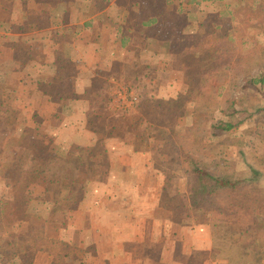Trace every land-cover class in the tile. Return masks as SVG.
I'll list each match as a JSON object with an SVG mask.
<instances>
[{
  "label": "crops",
  "instance_id": "0c3cea01",
  "mask_svg": "<svg viewBox=\"0 0 264 264\" xmlns=\"http://www.w3.org/2000/svg\"><path fill=\"white\" fill-rule=\"evenodd\" d=\"M167 2L153 0L142 4L149 16H158L157 24L146 28L139 22L129 21L130 11L138 9L130 0H15L11 11L26 13L15 19L10 13L9 31L0 33V47H4L1 50L12 48L15 53L12 58L0 61V67L14 63L15 68L8 71L10 79L16 81L12 100H15V108H28L29 112L23 114L25 118L30 115L31 122H56L61 134L67 137L69 134L70 141H77L75 151L71 147L66 153L57 149L51 161L66 168L70 164H87L90 172H102L97 178L87 179L83 202L76 212H89L97 220L92 221L94 232L99 236L108 234L112 246L126 252H145L140 260L132 256L131 263L261 264L264 243L242 242L239 225L212 221L205 211L192 207L175 213V201L186 194L185 180L163 170L152 180L151 171L160 161L158 152L152 151L149 137L129 135L128 140L108 137L104 141L103 159H91L97 137L87 130L86 123L89 116L98 115L101 110L97 107L100 96L106 100L107 105L103 106L107 113L110 112L109 92L118 76L123 82L127 80L123 70L155 67L156 78L148 80L149 84H155V90L159 86L160 91L171 83L168 73L159 69L166 63L165 55L154 40L167 26V20L161 18L164 10L171 8ZM19 3L29 6L30 10ZM182 6L186 8V4ZM55 12L63 13L61 19L54 18ZM71 12H76L74 18ZM129 26L132 27V32L126 35L129 43L122 47L118 30ZM28 30L32 62L16 80L11 76L21 72L16 65L18 61L23 62V58L16 54L15 42L27 41L24 32ZM137 35L140 37H135ZM181 50L177 58H181ZM173 56L176 58V51ZM181 75L183 78V73ZM95 91L99 93L98 98ZM52 137L57 138L53 134ZM140 142L145 146L138 149L136 145ZM62 155L65 160L61 159ZM71 185L69 182L70 188L74 186ZM137 199L142 200L144 206L140 203L135 207L133 202ZM88 205L94 209L86 211ZM175 214L179 215V221L174 220ZM74 216L71 213L69 217ZM117 260V250L113 249L110 261L117 264Z\"/></svg>",
  "mask_w": 264,
  "mask_h": 264
},
{
  "label": "rangeland",
  "instance_id": "374dc122",
  "mask_svg": "<svg viewBox=\"0 0 264 264\" xmlns=\"http://www.w3.org/2000/svg\"><path fill=\"white\" fill-rule=\"evenodd\" d=\"M13 1L15 0H0V33L9 31L10 13L13 19L17 16L22 17L26 13V11L18 13L11 11ZM247 3L248 0H226L228 10L234 9L235 12L234 20L231 21L227 18L229 25L226 27L225 23L220 21L200 24L207 19V14L214 12L211 5L203 4L197 9L186 7V11L191 16L189 14L186 17L188 33L184 37L185 42L180 46L172 44L170 48L176 50V58L167 60L165 64L162 63V67H159L163 73H168L167 79L171 78V83L167 86L164 85L165 89L159 91L160 87L158 86L155 90V84H149L150 81H148L156 78L153 74L155 67H150L149 70L146 67L135 68L133 72L136 73L140 81L132 84L126 77L127 81L122 84V79L118 76L117 83L113 84L109 92V97L112 95V89L119 87L130 88L137 96V103L141 95L144 99L152 95L158 100H177L186 93L184 76L189 66L198 62L200 58L189 45V38L197 34L213 39L216 34V26H220L222 28L221 38L227 42V47L224 50L226 52L223 57L224 63L237 65L241 62V65L235 67L231 73V77L237 75V78L241 79L237 82L235 78H231L227 87L221 91V97L215 96L214 102L220 101L218 106L215 103L207 107L205 105H186L184 107L186 116L180 119L175 129L179 131L176 132L182 134L181 136L193 135L194 143L197 142V136H202L205 145H213V149L205 147L201 149L203 155L207 154L201 159L224 179L233 181L246 176L253 177L257 180L252 181V186L264 188V177H256L251 174L255 172L264 175V141L257 135L260 132L257 128L264 125V113H257L243 125L230 132L210 127V124H215L224 116V113H227L229 101H239L253 95L254 99L249 101V104L260 109L264 108V87L261 89L262 97L259 99L255 96L258 95L257 89L251 90V87H244V84L249 80L264 76V10L258 8L252 11ZM262 3L264 5L263 0ZM20 5L24 8L25 4L21 3ZM25 6L29 9V6ZM71 13V17L74 18L76 12ZM61 15L63 16V13L55 12L54 18L61 19ZM74 31L76 32V30ZM28 33L29 30L24 32L27 41L17 40L15 42L18 49L16 54L19 53L23 58V62L18 61L19 64L16 65L21 68V72L17 76L15 74L11 76L16 80L22 77L23 69L30 68ZM151 34L153 32L149 31V35ZM135 37L139 38L140 36ZM151 37H154V34ZM245 40L248 42L247 44L242 42ZM241 43H244L245 51L240 50ZM1 48L4 47H0V61L12 58L15 54L12 48L8 50H1ZM179 50L182 51L181 58H177ZM25 64L28 65L25 67ZM14 68V63L6 64V67L3 68L0 67V78L4 79L3 83L5 84L0 85V264H55L57 260L58 264H116L115 261L111 262L109 259L113 249L118 253L117 261L119 263L117 262V264L124 261L133 264L131 263L132 256L135 260H140L139 258L145 252L140 250L126 252L122 249L121 251L119 246L110 244L108 234L100 235L102 238L97 235L93 230V222L97 220H94L89 212L85 214L78 213L77 210H61L55 201L58 192L61 195H66L67 190L71 189L69 181L61 179L64 176L80 174V179L84 180L82 183L86 187L87 179L97 178L102 172L97 170L90 172L87 164L78 166L70 164L67 168L66 165L61 168L63 174L54 178L55 185L42 183L43 173L52 165V162L55 163L50 158L53 152L58 149L66 153L69 147L75 151L77 141H70L71 135L69 134L68 137L61 134L62 130H57L59 125L56 122L49 123L45 120L31 122L33 119L30 115L26 118L23 116L26 111L29 112L28 108H24V110H20L21 107L15 108V100L13 101L12 98L15 97L16 81L10 79L8 74V71ZM136 86H140L137 88L140 94L137 93ZM3 99L5 103H3ZM9 101L11 102L9 103ZM25 101L29 102L28 99ZM183 103H181L182 106ZM245 104L249 106L247 102ZM109 105L110 112L107 113V109L103 107V113L100 116V121L104 123L107 130H110V127H112L111 129L114 127L123 128L125 120H127L125 116L130 117L135 114L136 105L132 111L126 113L114 111L110 98ZM175 111L177 110L175 109ZM162 123H166L165 127H161ZM167 123L168 121L163 118L157 125L154 122V126L148 129V134H140L142 133L141 129H137L138 132H136V135L149 137L152 142L150 144L152 151L158 152L157 157L160 165L151 171L155 175V178L154 175L152 176L153 181L161 175L162 170L168 175L173 174L176 178L184 180L178 170L185 166L182 153L185 151L186 141L185 138L178 141L174 135H171L167 130L169 127ZM95 126L98 125L95 124ZM55 130H57V135ZM52 134L57 138L53 139ZM150 134L153 136L151 137ZM95 136L97 137L96 134ZM128 136V134L125 135V137ZM125 137L124 139H126ZM56 140L57 142L53 143ZM48 141L49 145H47ZM144 146L143 142L136 145L138 149ZM91 150L94 153V150ZM46 151H50L51 154ZM188 155L191 156L189 152ZM61 159L65 160V156L62 155ZM99 159H103V157ZM177 161L180 163L177 164ZM75 169L76 171L70 174ZM75 198H77L76 195ZM142 200L137 199L133 205L136 207L142 203L144 206ZM82 202L83 198L79 201L78 208ZM89 205L86 206V211L94 209V206ZM69 213L75 214V216L69 217Z\"/></svg>",
  "mask_w": 264,
  "mask_h": 264
},
{
  "label": "trees",
  "instance_id": "16d2710c",
  "mask_svg": "<svg viewBox=\"0 0 264 264\" xmlns=\"http://www.w3.org/2000/svg\"><path fill=\"white\" fill-rule=\"evenodd\" d=\"M152 1L153 0H130V4L138 9L136 11H130L129 21L136 24L139 22L141 26L146 28L154 27L157 24L158 16L155 14L149 16L147 11L142 8V4H149ZM167 4L171 5V8L165 9L163 14H161V18L164 17L167 20V26L159 31L156 38L153 37L161 48L162 53L165 55V61L175 58L172 53L176 50L170 48V46L172 44L177 46L184 44V37L188 33L186 17H188L190 13L187 12L182 5L186 4V7L190 6L193 9H197L200 8L202 4H209L214 8V12L207 14V19L200 22V24L220 21L224 22L226 27L229 25L227 18L231 21L234 20V9L228 10L229 7L226 5V0H168ZM247 4L252 11L258 8L262 9V11L264 10L262 0H248ZM131 26L133 27V25ZM131 26L125 28L121 27L118 30L120 31V43L122 47H125L126 44L129 43L127 33L129 34L132 32ZM234 28L236 29V26ZM221 29L220 26H216V34L213 39L197 34L189 38V45L200 58L198 62L189 66L184 76V83L187 87L186 93L177 100L163 101L153 96L144 99L141 95L135 108V114L130 115V117L125 116L127 119L125 120V126L123 128L114 127V129L110 127V130H107L104 123L100 121V116L103 113L102 108H105L103 105H107V103L106 100H103V97L100 96L97 107L98 109L101 108V110L99 109L98 115L89 116L87 121V129L98 137L91 159L104 157L106 153L104 141L106 138L117 137L124 139L127 134L136 135V132H138L137 129H141L140 131L142 133L140 134H148V129L154 126V122H156L157 125L165 118L169 126L167 130L171 135H174L178 141L182 140L181 138H185L186 141V148H183L185 151L182 153L185 166L178 170L185 180L186 194L175 201V213H179L188 207L203 210L212 221L239 225L240 240L242 242L255 241L264 243V189L254 188L252 186L251 183L256 178L249 177L247 179L233 181L224 179L201 159V157L207 155H203L201 149L204 147L213 149V145H205L202 136H197V142L194 143L193 135L181 136L182 134L178 133L179 131L175 129L180 119L186 116V111H184L186 105H205L207 107L215 103V105L217 104L218 106L220 101L214 102L215 96L218 98L221 97V91L227 87L231 78H235L237 82L241 79L240 77L237 78V75L231 77L232 70L238 65L240 66L241 62L237 65H226L224 63L223 57L226 53L224 50L227 47V42L221 38ZM177 39H180V42L175 43ZM242 42L248 43L246 40ZM244 43H241L240 50L245 51V48L243 49ZM146 68L149 69L150 66ZM123 77H127L132 84H136L140 81L133 70L125 71ZM120 79H122V77ZM126 81H122L121 83L124 84ZM3 82L4 79L0 78V85H5ZM244 87H251V90L257 89L256 92L258 95L255 96L259 99L262 97L261 89L264 87V76L249 80L244 84ZM137 88H140V86H136L137 93H139V89ZM94 94L98 98L97 94L99 93L95 91ZM253 99L254 96L250 95L249 98L247 97L243 100L229 101L227 113H224V116L215 124H210L211 129L230 132L243 125L257 113H264V108L260 109L249 104V101ZM182 102H184L183 106L181 105ZM245 102H247L249 106L246 105ZM175 109L177 111H175ZM158 120L160 121L158 122ZM92 123L93 125L91 126ZM95 124L98 126L96 127ZM164 125H166V123H162L161 127H165ZM257 130L260 131L257 134L258 137L264 141V125H261ZM150 135L151 137L153 136V134ZM188 152L191 156L188 155ZM59 153L61 152L59 151ZM67 159H69V157H66V160ZM179 163L180 161H177V164ZM61 168L63 167H60V163H53L46 169L45 173H43L42 183L46 185H55L54 178L63 174ZM75 171L76 169L72 170L70 174ZM251 174L256 177H264L261 173L256 174L252 172ZM61 179L69 181L74 186L67 190L66 195H61L58 192L55 201H57L61 210L75 211L78 208L79 201L82 200L84 195L85 186L82 183L84 180L80 179V174L76 173H74L73 176H64ZM75 195L77 198H75ZM174 220L179 221V215L175 214ZM260 263L264 264V256L261 258ZM55 264H58V260Z\"/></svg>",
  "mask_w": 264,
  "mask_h": 264
},
{
  "label": "built area",
  "instance_id": "2783aa9c",
  "mask_svg": "<svg viewBox=\"0 0 264 264\" xmlns=\"http://www.w3.org/2000/svg\"><path fill=\"white\" fill-rule=\"evenodd\" d=\"M114 90V92H113ZM112 109L119 112H129L133 110V107L137 103V96L130 88H119L112 89ZM114 102V103H113Z\"/></svg>",
  "mask_w": 264,
  "mask_h": 264
}]
</instances>
